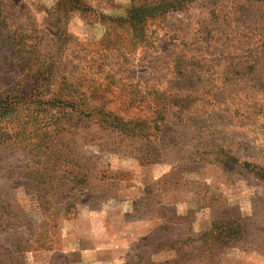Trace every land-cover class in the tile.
Masks as SVG:
<instances>
[{
  "label": "rangeland",
  "instance_id": "1",
  "mask_svg": "<svg viewBox=\"0 0 264 264\" xmlns=\"http://www.w3.org/2000/svg\"><path fill=\"white\" fill-rule=\"evenodd\" d=\"M145 1L0 0V21L16 33L9 46L47 52L56 82L107 78L111 111L126 114L131 98L190 96L188 110H169L178 112L166 120L172 133L150 150L156 161L140 157L145 141L126 142L142 152H106L99 135L78 126H62L53 147L34 134L0 141V264H264V182L214 159L229 152L264 173L260 116L239 97L231 103L221 83L230 57L253 51L264 64V18L194 0L142 31L115 20ZM7 57L0 91L20 63L0 44V61ZM176 57L192 59L182 75ZM221 226V241L205 237Z\"/></svg>",
  "mask_w": 264,
  "mask_h": 264
},
{
  "label": "trees",
  "instance_id": "2",
  "mask_svg": "<svg viewBox=\"0 0 264 264\" xmlns=\"http://www.w3.org/2000/svg\"><path fill=\"white\" fill-rule=\"evenodd\" d=\"M193 1L146 0L140 6H131L123 18H115V20L133 30L142 31L148 21L175 9L181 10L187 3ZM224 1L231 2L233 16H237L239 13L243 20H253V17H249L255 11L258 15L255 17H259L256 23L264 18V0ZM0 14H4V11L0 10ZM6 27V21H0V44L7 49L10 57L17 56L20 63L14 65L15 71L18 69L17 80L11 87L4 86V89L0 91V141H24L27 136L34 134L40 143L44 144V141L47 140L49 146L53 147L56 143L52 141L56 136L60 135L59 139L62 140L61 129L78 126L83 129V136L99 135L100 140L104 141L101 149L106 152H115L121 155L142 152L141 146L133 148L127 146L126 142L130 140L145 141L147 146L143 150L144 154L140 157H146L147 161H156L150 150H154L156 145L163 142L166 138L165 131L171 132L166 120H168L169 114L178 112L177 110L169 112V110L175 107L180 112L188 110L189 95L179 98L176 96L165 97L163 93H158L157 96L148 100L149 103L145 99H127L125 100L128 101L126 114H117L108 107L115 100L110 94L111 84L104 83L107 78L104 81L79 78L72 81L63 79L56 82V62L50 60L48 53L40 54V48L30 49L27 45L11 48L9 45L12 39L16 38V33H8ZM17 35L26 40L23 35L19 33ZM252 53L253 51H250L248 56L228 58L224 72L226 78L221 83L230 92L229 97L231 95L233 97L229 101L234 103L236 98H241L239 101H242L244 106L246 105V110L251 109L252 115L260 116L261 126H264V64L260 62L257 52ZM31 54L32 57L37 58L36 61L33 64L24 63L22 60L25 58L24 55ZM191 61L192 59L185 57H176L175 65L178 68L176 74L182 75L185 67L190 65ZM8 62V57L2 62L0 61L1 79L10 75L7 66H5ZM187 85L195 86V83ZM141 103L147 109L146 112V109L137 110V112L128 111V108L136 110L139 106H143ZM147 112L150 113L146 114ZM16 126L17 128H15ZM152 142H154V146L150 147ZM173 142L172 137L168 139V143ZM40 149L41 146H35L33 150L39 151ZM127 149L130 150L127 152ZM214 159L219 166L225 167L229 171L251 172L254 179L264 182L262 171L258 168L255 171L252 166L238 163L237 159L231 157L229 152ZM80 185L79 187H83L85 180L80 182ZM222 229V226L216 228L215 237H212L213 231L204 235L216 242L221 241ZM235 230L237 228L232 229V231Z\"/></svg>",
  "mask_w": 264,
  "mask_h": 264
}]
</instances>
